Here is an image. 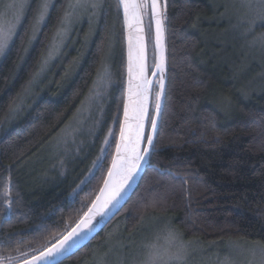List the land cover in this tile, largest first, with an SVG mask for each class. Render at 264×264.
<instances>
[{
	"label": "trees",
	"instance_id": "16d2710c",
	"mask_svg": "<svg viewBox=\"0 0 264 264\" xmlns=\"http://www.w3.org/2000/svg\"><path fill=\"white\" fill-rule=\"evenodd\" d=\"M161 2L166 4V90L155 149L120 213L63 264H85L114 228H120L122 235L130 234L150 216L169 218L186 240L264 244V91L250 89L248 78L233 64L236 61L219 56L215 20L221 9L213 8L212 0ZM66 3L55 0L23 59L35 15L33 3L18 38L0 61V241H10L0 244V264H7V257L22 259V254L47 245L79 220L87 209L83 205H90L103 182L115 146L108 149L102 169L93 171L94 178L88 170L96 151L67 160L61 170L58 157L47 150L87 95L109 38L116 43V52L110 60L114 85L104 121L112 127L118 104L121 119L125 64L116 0H104L95 36L73 79L65 83V71L83 52L85 24L52 63L46 77L48 89L26 99L18 120L8 124L47 53ZM147 53L151 66L152 33ZM227 98L229 108L224 105ZM115 131L117 135L118 128ZM86 177L89 182L74 194Z\"/></svg>",
	"mask_w": 264,
	"mask_h": 264
},
{
	"label": "snow or ice",
	"instance_id": "6c2138e0",
	"mask_svg": "<svg viewBox=\"0 0 264 264\" xmlns=\"http://www.w3.org/2000/svg\"><path fill=\"white\" fill-rule=\"evenodd\" d=\"M35 3V15H33V36L55 5L52 0H0V56L14 44L18 38L19 27L25 16L32 12V4ZM104 0H67L64 14L60 17L56 37L60 38L61 46L71 31V25L90 13L89 19L94 18L103 8ZM166 4L161 0H117L116 9L122 10L123 21L126 27L134 28L137 35L128 37V98L122 100L123 120L120 119L121 105L116 107V114L111 117L112 127L108 128L103 140L100 155L93 161L89 175L94 178L93 170H101L103 160L107 158L108 149L115 144L116 152L120 158L119 166L113 160V166L108 170L109 179L103 181L104 187L100 194L91 200L87 208L74 227L50 243L39 249H34L30 254H22V259L7 257V264H63L81 241L87 239L93 232L94 222L97 217L105 218L112 214L114 209L121 205L124 195L131 182L143 170V165L148 162L152 151L155 149L156 138L159 135V120L163 114L162 97L165 95V60L161 55L159 60L154 57L153 64H147V43L151 42V26L155 22L154 49L162 48V36L164 32L163 17ZM241 7L245 9V19H242L234 27L242 38L251 35L248 41L250 47H264V33L254 35L256 22L264 26V0H241ZM148 16V32L143 27L144 17ZM135 41V43L133 42ZM56 46L55 39L52 42ZM51 49L48 58H51ZM47 64V59L42 61V68ZM135 66V73L133 71ZM152 68L151 75L158 76L153 82L147 78V71ZM137 81L133 85V81ZM154 93V104L149 103V96ZM99 123V121H97ZM119 129L117 139L115 129ZM159 171V170H158ZM114 177L116 179H114ZM172 179H177L173 176ZM183 179V178H181ZM89 182V178L80 181L73 189L74 194L81 185ZM6 203L10 206V193L6 192ZM126 203V201H125ZM43 228V225L38 226ZM10 241H0V244H9ZM254 261L250 264H264V244H258L253 250ZM188 256V247L184 243L177 246L174 257L183 262Z\"/></svg>",
	"mask_w": 264,
	"mask_h": 264
},
{
	"label": "rangeland",
	"instance_id": "374dc122",
	"mask_svg": "<svg viewBox=\"0 0 264 264\" xmlns=\"http://www.w3.org/2000/svg\"><path fill=\"white\" fill-rule=\"evenodd\" d=\"M36 2L38 3L39 0H36ZM52 2L54 3L55 0H52ZM211 6L221 9L215 20L218 26L216 37L219 42V56L225 57L224 60L229 58L232 61H236L233 64L238 66L241 76L245 75L248 78L247 84L250 89L256 92H263L264 47H250L248 41L252 39V36L250 35L246 40L240 36L239 31L234 27L242 19H245V9L241 7V0H212ZM101 10L94 18L89 19L90 13H88L78 21H75L71 25V31L68 37L63 40L62 46L60 38L56 37L57 31L55 32L43 59H47V64L42 68L41 62L38 71L20 98L19 104L21 103V105L19 109L16 107V113L14 111L11 112L8 124H12L18 120V117L23 112V103L26 99H30L35 93L43 95L44 91L48 89L50 84L48 80L46 81V77L52 63L59 57L72 34L85 24L86 32L83 37V52L79 56L80 58L78 56L74 58L65 71L64 82L66 83L73 79L82 64L85 51L93 41L98 28ZM46 20L36 31L34 39H32V23L29 39L23 53V59L30 52L32 44L38 38ZM262 33H264V26H261L260 22L257 21L254 28V35L259 36ZM54 39L56 46L52 44ZM50 49L52 55L51 58H48ZM114 52H116V43L113 39L109 38L104 60L87 95L73 117L63 127L61 132L54 137L47 148L49 155L58 157L57 166L61 165L59 167L61 170L66 166L64 163L67 160L72 161L73 159L80 158L81 155L90 151V149H92V152L96 151L94 160L101 154L100 149L104 147L102 142L110 127V124H105L104 118L112 85H114V72L110 61ZM5 54L0 56V61ZM223 100L225 102V108H229L231 106L230 99ZM47 150L43 152V155L47 153ZM122 234L120 228H114L106 240L95 248L85 264H250V262L254 261L252 250L258 245L239 240H220L213 242L186 240L174 227L172 220L159 216L147 217L130 234ZM180 243H184L188 247V256L183 262L177 261L174 257V253Z\"/></svg>",
	"mask_w": 264,
	"mask_h": 264
},
{
	"label": "water",
	"instance_id": "95a60500",
	"mask_svg": "<svg viewBox=\"0 0 264 264\" xmlns=\"http://www.w3.org/2000/svg\"><path fill=\"white\" fill-rule=\"evenodd\" d=\"M116 2H117V0H116ZM162 4H163V2H162ZM119 14H120V17H121V24H122L121 26H122V33H123V47H124L125 75H124V98L123 99H125V98H128V80H129V77H128V37H129V35L135 36V35H137V33L135 32V29L134 28H128V27L125 26L124 21H123V16H122V10L119 12ZM147 19H149L148 16H145L144 17V23H143V27L144 28H145V23H146ZM163 27H164V25H163ZM151 33H152V43H153L154 57L156 58V60H159V58L161 57V55L164 57V60H165V76H166L165 33L163 32V36H162V48L160 50H155L154 49V44H155V22L154 21H153L152 26H151ZM133 42L135 43V41H133ZM147 64L149 65L148 53H147ZM133 71L135 73V66H134ZM151 72H152V68H149L148 71H147V78L150 79V80H152L153 82H155L158 79V76H152L151 75ZM136 82L137 81L134 80L133 81V85H135ZM165 90H166V80H165ZM152 95L153 94H151L149 96V103L150 104H154L155 103V100H153ZM164 100H165V95H164V97H162V104L163 105H164ZM121 120H123V111L121 112ZM118 138H119V129H118V133H117V139ZM114 159L117 161V165L119 166L120 158H119V156H118V154L116 152L115 146H114L113 153H112V157H111V160H110V163H109V166H108V169L106 171V174L104 176L103 181L105 179H109L107 173H108V170L110 168H112V166H113V160ZM148 161H149V158H148ZM147 166H148V162L143 165V170L141 172H139V174L131 182L130 187L127 188L126 193L124 195V199L121 201V205L122 206H118L117 209H114L113 212H112V214H110L109 217H105V218L97 217L96 218V221L94 222L93 232L89 235V237L87 239L81 241L80 246L77 249H75L70 255H68V257L66 259H63V262L66 261L67 259H69L71 256H73L77 252H79L80 250H82L91 241H93L106 228V226L120 213V211L127 204L128 200L131 198V196L133 195L134 191L136 190V188H137V186H138V184H139V182H140V180H141V178H142V176H143V174H144ZM114 179H116V178L114 177ZM103 187H104V183L102 182L99 190L101 188H103ZM99 190H98V192H97L96 195H99L100 194V191ZM94 199H95V197H94ZM125 201H126V203H125ZM86 211H87V209H86ZM75 224L72 227H74Z\"/></svg>",
	"mask_w": 264,
	"mask_h": 264
}]
</instances>
